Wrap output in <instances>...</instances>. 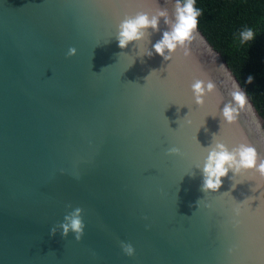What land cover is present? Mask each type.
<instances>
[{
	"label": "water",
	"instance_id": "obj_1",
	"mask_svg": "<svg viewBox=\"0 0 264 264\" xmlns=\"http://www.w3.org/2000/svg\"><path fill=\"white\" fill-rule=\"evenodd\" d=\"M173 4L0 0V264H264V179L229 171L205 193L196 168L217 140L264 156V119L240 81L198 28L187 54L141 56L163 18L151 43L118 47L126 15ZM204 76L225 100L234 85L246 93L237 122H221L218 95L195 103ZM77 206L82 239L51 235Z\"/></svg>",
	"mask_w": 264,
	"mask_h": 264
},
{
	"label": "clouds",
	"instance_id": "obj_2",
	"mask_svg": "<svg viewBox=\"0 0 264 264\" xmlns=\"http://www.w3.org/2000/svg\"><path fill=\"white\" fill-rule=\"evenodd\" d=\"M197 0H174L172 9L168 7L156 6L152 14L145 11H139L135 15H126L118 24V30L115 35L118 41V47L127 48L130 42H138L148 39L151 43V33L160 31V21L163 18L167 28L163 31L162 36L154 44L152 49L147 50L143 55L152 57L153 54H159L165 61H171L172 54L177 49H183L187 54V46L190 44L194 32L198 28L201 9L196 7ZM255 38V32L251 27H245L239 32L240 42L247 43ZM77 49L70 46L66 52L67 57L74 56ZM252 77L247 78V82L251 83ZM192 95L197 105L205 103V97L209 94L218 95L217 105H223L219 108V116L221 122L226 124H234L237 122L240 112L248 104L246 93L238 86L234 85L232 90L227 93V99L218 90L217 84L211 78L204 76L197 78L191 84ZM207 156L202 166L197 165L196 168L201 169L203 180L201 190L205 193L216 192L223 184L222 177L228 176L229 171L233 173L230 179L244 171L254 170L264 179V156L258 154L256 147L247 141H241L233 147L222 141L210 143L207 147ZM180 148L171 147L167 149L168 154H179ZM64 170L61 169V172ZM78 178V177H77ZM236 186V184H235ZM235 186L232 185L233 188ZM199 203V201H197ZM72 208V205H67ZM239 215L240 209H235ZM84 209L75 207L63 217V220L50 229V234L55 235L58 230L61 231L62 237H67L69 232L74 234L75 240L80 241L85 232V221L83 218ZM147 219V217H145ZM146 227H148L146 225ZM122 252L132 257L135 255V248L131 242L120 241Z\"/></svg>",
	"mask_w": 264,
	"mask_h": 264
},
{
	"label": "trees",
	"instance_id": "obj_3",
	"mask_svg": "<svg viewBox=\"0 0 264 264\" xmlns=\"http://www.w3.org/2000/svg\"><path fill=\"white\" fill-rule=\"evenodd\" d=\"M198 29L240 81L264 119V0H197ZM251 27L255 38L241 43L239 32ZM251 76V83L247 78Z\"/></svg>",
	"mask_w": 264,
	"mask_h": 264
}]
</instances>
